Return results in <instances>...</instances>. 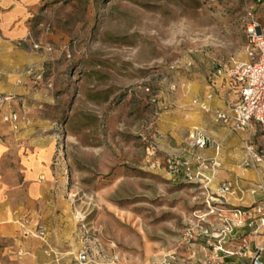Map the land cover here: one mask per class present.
I'll return each instance as SVG.
<instances>
[{
  "label": "rangeland",
  "instance_id": "rangeland-1",
  "mask_svg": "<svg viewBox=\"0 0 264 264\" xmlns=\"http://www.w3.org/2000/svg\"><path fill=\"white\" fill-rule=\"evenodd\" d=\"M51 4L43 34L53 51L47 52L50 63L42 79L53 95L50 132L57 135L56 162L65 177L64 197L72 203L63 222L71 223L74 236L63 263L76 264L74 256L85 243L86 229L96 251L102 252L95 261L149 264L165 253L179 255L186 249V224L202 207L200 190L169 175L163 164L154 166L148 152L154 147L161 156L156 143L160 117L170 102L184 97L188 84L197 83L200 91L208 92L221 63L246 58L248 13L264 25V4L256 0ZM104 96L107 100L101 102ZM241 131L243 153L247 141L264 151V136L257 126ZM24 220L29 227L22 226L13 237H0V264H32L24 257L28 241H38L32 248L46 255L39 241L48 236V227L38 223L30 228L31 220ZM55 233L61 234L56 227Z\"/></svg>",
  "mask_w": 264,
  "mask_h": 264
},
{
  "label": "crops",
  "instance_id": "crops-1",
  "mask_svg": "<svg viewBox=\"0 0 264 264\" xmlns=\"http://www.w3.org/2000/svg\"><path fill=\"white\" fill-rule=\"evenodd\" d=\"M53 1L0 0V97L7 98L0 104V237H13L22 226L29 227L24 225V219L31 220L30 228L45 224L49 233L39 243L49 253L45 255L40 248H32L38 241L25 242L24 257L32 264H47L49 260L52 264H64L68 243L74 236L71 223L63 222L69 218L72 203L64 197L65 177L56 162L59 160L57 135L50 132L54 127L48 116L53 112V95L44 88L43 79L37 78L50 63L49 55L33 47L34 42L46 39L38 22L44 20ZM215 76L208 92L200 91L199 84L191 83L183 98L166 106L159 122L160 138L156 141L162 157L156 153L154 159L163 164L164 170L167 157L190 162L195 172L201 170L210 177L207 184L210 191L217 192L222 182H230L234 193L227 195V201L234 206H250L261 197L252 196L248 188L264 182V168L246 165L245 148L242 151L245 134L235 128L233 114L230 113L229 122L217 119V111H227L229 103L239 100V87L225 75L217 72ZM105 96L101 102H106ZM198 97L200 101H196ZM10 113L20 116L15 124L4 120ZM196 127L204 130L215 144L204 149L190 147L189 133ZM213 160L219 166L200 168V162ZM175 179L185 180L183 176ZM55 227L60 235L55 233ZM259 240L264 241V236ZM200 241L186 242V249L179 255L201 262L204 253L199 249ZM81 247L74 256L76 264ZM159 257H153L149 264L163 256ZM228 261L249 264L250 260L231 258ZM89 263L136 264L132 261Z\"/></svg>",
  "mask_w": 264,
  "mask_h": 264
},
{
  "label": "built area",
  "instance_id": "built-area-1",
  "mask_svg": "<svg viewBox=\"0 0 264 264\" xmlns=\"http://www.w3.org/2000/svg\"><path fill=\"white\" fill-rule=\"evenodd\" d=\"M260 2L264 0H258ZM249 20L246 24L248 44L245 48V60H236L231 57L221 63L217 70L219 75H225L230 82L239 87V100L227 105V111H217L218 120L229 122L230 113L233 114L235 128L246 130L257 126L264 136V25L248 13ZM38 27L45 32L48 26L43 21L38 22ZM47 33V32H46ZM45 35V34H44ZM36 50L52 52L53 50L45 40L33 43ZM43 78V72L37 75ZM7 98L0 97V104ZM20 119L18 113H10L4 116L6 122L14 124ZM17 128V126L15 125ZM215 141L200 128H194L189 133V146L192 148H207ZM218 145V144H217ZM219 146V145H218ZM148 152L154 166L160 163L154 159L156 150L152 147ZM246 165L258 168L264 165V151L258 149L251 142L245 143ZM201 169L219 166V162L202 161ZM165 169L172 177L183 176L190 183L195 184L200 190L201 205L195 210L186 224L184 235L185 242L200 241L199 249L204 253L201 262L183 255H165L156 262L150 264H230L231 258H248L249 264H264V241L259 240L264 236V182L248 188L252 196L260 195V199L250 206L239 207L231 205L227 201V195L234 193L230 182L224 181L218 187L217 192L210 191L208 182L210 177L205 176L201 170L194 171L190 162L180 161L173 157L165 159ZM84 227V225H83ZM44 236L43 229L38 230ZM85 243L77 255L78 264L94 262L100 249L96 251L90 239V233L85 230ZM49 253V250H46ZM97 252V253H96ZM232 264H240L233 261Z\"/></svg>",
  "mask_w": 264,
  "mask_h": 264
}]
</instances>
